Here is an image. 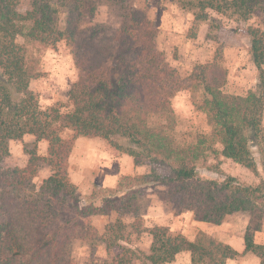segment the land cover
I'll return each mask as SVG.
<instances>
[{"label":"trees","instance_id":"1","mask_svg":"<svg viewBox=\"0 0 264 264\" xmlns=\"http://www.w3.org/2000/svg\"><path fill=\"white\" fill-rule=\"evenodd\" d=\"M24 2L0 0V264H78L70 248L80 230L92 228L98 200L103 209L119 201L118 210L135 217L134 232L143 233L140 209L135 207L139 195L130 197L136 187L156 191L176 212L189 211L198 221L215 225L235 213H250L245 249L240 253L205 233L190 241L173 235L167 226H155L147 229L152 245L145 254L120 243L131 239L118 220L103 236L108 258L99 264H132L134 259L172 264L182 254L190 255L191 264H226L247 253L264 264V244L254 240L264 218V31L248 30L257 79L240 95L225 91L228 72L218 62L199 64L182 77L159 49V29L148 7L133 11L129 23L120 28H81L82 3L76 1L69 8L65 30H60L51 0H33L23 12ZM195 3L182 4L183 9H197L198 21L207 19L209 9L240 21L264 12V0ZM61 41L70 48L79 72L68 95L72 109L67 113L57 106L41 108L30 87L41 76L27 55V45ZM199 88L203 98L198 108L206 113L211 134L181 145L175 137L172 100L182 91ZM67 131L72 134L65 138ZM25 135L36 139L24 146L27 166L4 168L11 156L10 141H22ZM78 137L100 138L113 152L129 155L151 171L124 176L115 189L82 197L69 177V158ZM43 140L49 143L44 157L37 146ZM211 156L234 161L258 182L244 183L225 173L210 162ZM45 166L51 175L38 185L36 178ZM113 248L120 252L112 256Z\"/></svg>","mask_w":264,"mask_h":264},{"label":"rangeland","instance_id":"2","mask_svg":"<svg viewBox=\"0 0 264 264\" xmlns=\"http://www.w3.org/2000/svg\"><path fill=\"white\" fill-rule=\"evenodd\" d=\"M76 1L82 3L84 18L80 22L81 28L98 24L120 28L129 23L133 11L148 7L150 18L159 29V49L165 54L168 63L175 67L182 77H188L195 66L199 64L218 62L228 72L226 92L241 95L255 85L257 69L249 53L248 30L253 27L264 31V12L254 14L248 21H240L229 19L209 9L205 12L207 19L198 21L196 20L197 9H183L184 4H182L189 3V1L196 4L197 0H51L52 8L57 9L56 25L60 30H65L69 8L75 5ZM32 3L33 0H25L21 11L29 9ZM18 41L24 43L21 38ZM27 55L41 76L32 80V90L38 94L41 108L45 110L57 106L62 113L71 111L72 106L68 95L78 81L79 72L74 65L71 50L66 42L61 41L55 45L32 43L27 45ZM202 98L203 90L199 88L196 91H182L172 100L176 122L174 132L181 145L195 143L200 136L211 134L206 113L198 108V103ZM71 134L70 131H67L63 136L68 138ZM99 139L96 141L101 145L99 144L97 147H100L104 158L106 154L115 158L122 156L123 153L112 152L107 143ZM101 140L106 143V148L103 147ZM210 162L217 163L225 173L244 183L256 184L258 182V179L250 171L230 159L223 157L214 159L211 156ZM23 163L24 160L20 154H16V156L7 159L3 167H17ZM73 168L74 177L76 174L80 175L78 167L73 166ZM117 169L114 168V171ZM49 174L50 171L43 172L42 178ZM86 178L83 177V182L89 187L86 188L87 191L98 190V182H89ZM36 183L39 185L41 181L36 179ZM132 194L139 195L138 200L135 201V207H139L140 214L145 217L143 226H147V222L153 225L167 223V220L163 218L157 220L153 216L147 217L148 206L152 202L154 204L162 202L156 191L150 192L144 188L136 187L130 193V197ZM111 204L104 209L109 208L110 211L119 208V201ZM164 205L169 211L176 212L169 204ZM251 217L250 213H235L226 217L220 226H210L205 230V233L217 241L238 249L240 244L242 247L244 245V235ZM125 219L130 221L131 218ZM78 236V240L73 241L70 248L72 257L78 264H99V261L104 257V246L100 242V236L92 228L80 230ZM143 238L142 241L139 240V244H141V248L146 249L148 241L145 239V235ZM254 240L258 244H264V218L262 230L255 233ZM174 264H189V256H179ZM226 264H260V261L253 254L247 253L228 260Z\"/></svg>","mask_w":264,"mask_h":264},{"label":"crops","instance_id":"3","mask_svg":"<svg viewBox=\"0 0 264 264\" xmlns=\"http://www.w3.org/2000/svg\"><path fill=\"white\" fill-rule=\"evenodd\" d=\"M30 87L32 89V81ZM35 140L36 139L34 136L25 135L22 141L19 140L10 141L9 143L10 151H11L10 158L16 156V154H20V157L24 160L23 165H18L17 167L24 168L27 166L29 161V156L25 154L24 146L32 144L33 142H35ZM96 140H98V138L78 137L74 142L72 153L69 158V177L71 182L75 186H77L78 192L82 197L91 195L94 191V190L93 191L91 190L92 192L87 191L86 188L89 187L85 185V183L83 182L84 176L87 177L86 179L89 182H93V183L98 182L97 189H115L118 183L120 182V180L122 179V177L124 176H142L150 173L151 171L150 166L136 165L134 158L126 154H122V156L118 158L112 157L110 154L109 155L106 154L107 156L105 155L104 158L103 154H101L100 152L99 149L100 147L99 146L97 147V145L99 144L101 145V143L97 142ZM102 142H103V147L106 148V143L104 141ZM37 146H38V155L43 157L48 155V149H49L48 141L45 140L40 141L38 142ZM73 166L78 167L77 169H79L80 175L76 174L74 177ZM114 168H118L117 171H114ZM46 171H50V174L42 178L43 172ZM50 175H51V169L45 166L40 169L38 177L36 179L42 182ZM92 186L96 187L95 185ZM93 187L92 189H94ZM155 203L156 204L152 202L150 206H148L147 217L153 216L157 220L158 218H163L167 220V223H156L153 225L147 222V226L142 227L143 233L141 234L135 233L132 228V225L135 222L134 215L122 214L118 209L109 211L108 210L109 208H107L103 210L104 203L102 200H98L94 203L95 207L99 208V210L93 216H91V227L98 234V236H100L101 239L100 242L104 246V257L99 261V263L104 262L108 258V252H107L108 242L105 241L103 236L106 233L107 227L110 225H114L118 220L123 221V223L127 226V231H128L127 233L131 239V241H120V243L130 248H133L138 252H142L145 254L150 253L151 245H152V236L147 232V229H151L155 226H167L173 235H183L186 238H188L190 241H196L198 239V236L202 233H205L206 232L205 230L209 229L210 226H220L212 223L198 221L195 218L194 214L189 211H183V212H173L172 210L169 211L168 209H166V206L164 205L165 203L163 201L160 203L159 202H155ZM141 216L142 219H145L143 215ZM128 217L131 218L130 221H126L125 218ZM144 227L146 229H143ZM205 234L208 235V233ZM144 235L146 236L145 239L148 241V247L146 249L141 248L142 246L141 244H139L140 243L139 240L141 239L143 240ZM243 248L245 249V244L243 245V247L240 244V247L238 249L235 248L234 249L240 253H243L244 250ZM119 252H120L119 248H113L111 251V255L112 256L117 255ZM182 255H188L189 264H191L190 255L189 254H182ZM179 256L181 255H178L177 258ZM174 263L175 262H173L172 264ZM132 264H143V262L140 259H134L132 261Z\"/></svg>","mask_w":264,"mask_h":264}]
</instances>
